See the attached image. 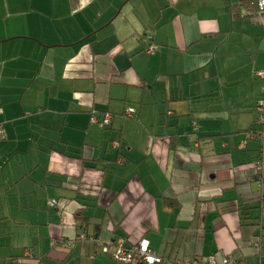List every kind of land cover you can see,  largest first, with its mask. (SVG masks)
Listing matches in <instances>:
<instances>
[{"label": "crops", "instance_id": "0c3cea01", "mask_svg": "<svg viewBox=\"0 0 264 264\" xmlns=\"http://www.w3.org/2000/svg\"><path fill=\"white\" fill-rule=\"evenodd\" d=\"M253 2L0 0V264H115L89 237L264 264L243 136L263 86Z\"/></svg>", "mask_w": 264, "mask_h": 264}, {"label": "built area", "instance_id": "2783aa9c", "mask_svg": "<svg viewBox=\"0 0 264 264\" xmlns=\"http://www.w3.org/2000/svg\"><path fill=\"white\" fill-rule=\"evenodd\" d=\"M255 9V13H264V0H254L252 3ZM146 42V47L144 53L146 55H152L157 46L153 43L152 36H146L144 39ZM256 76L264 80V70L258 71ZM264 91V89H262ZM255 112L257 113V123L262 126L263 130L260 132H254L252 129L247 130L244 133L246 139L248 138H260L264 139V96L260 99L255 107ZM134 114L132 109H129L125 112V116L131 118ZM112 115L109 113L102 114L101 117H98L95 112L90 115V122L102 128H108L111 125ZM1 133V125H0ZM113 148H119V144L113 142ZM122 160L118 161V164H121ZM251 170L256 178V181L259 186H262L261 177L264 174V141L262 143L261 154L256 162L251 165ZM51 205L54 202L50 203ZM84 238V236H83ZM89 241L92 244V253L91 258H94L99 255L106 256L110 258L114 263L120 264H239L236 262L234 255L219 253L214 256H209L203 259H187L184 261L171 262L164 257H162L157 252L153 251L149 247V243L146 240H141L135 246H126L124 239H115L112 242H103L98 238L89 237ZM56 242L52 241V246Z\"/></svg>", "mask_w": 264, "mask_h": 264}, {"label": "trees", "instance_id": "16d2710c", "mask_svg": "<svg viewBox=\"0 0 264 264\" xmlns=\"http://www.w3.org/2000/svg\"><path fill=\"white\" fill-rule=\"evenodd\" d=\"M262 80V79H261ZM263 81V85H264V80H262ZM262 89H264V86H262V88H261V96H260V98L259 99H257L256 101H255V103H254V107H255V105H256V103L260 100V99H262V97L264 96V91H262ZM95 112V111H94ZM126 112V111H125ZM254 112H255V110H254ZM93 113V112H92ZM92 113H90V115L92 114ZM96 113V112H95ZM102 114H104V113H102ZM110 114V113H109ZM255 125H256V127L255 128H248V129H246L244 132H243V136H244V133L247 131V130H249V129H252L254 132H260V131H262L263 129V127L262 126H260V124L259 123H257V113L255 112ZM89 124H91V125H95V124H92L91 122H90V116H89ZM109 128V127H108ZM104 129H107V128H104ZM198 130H199V127L196 125V124H192V130H191V133H187V132H185V133H183V137H186V138H191L192 139V145L193 146H195V148L197 147L198 148V144H197V138H196V133L198 132ZM244 141L245 142H255V143H257L258 145H257V154H256V157H255V159L252 161V162H250L249 163V170L251 171V177H250V179H251V181H252V183H254V184H256V186L258 187V189H259V193H258V196H259V199H260V202L261 201H263L264 200V174L262 175V177H261V180H262V186H259L258 185V183H257V181H256V178L254 177V175H253V173H252V170H251V165L254 163V162H256L257 160H258V158H259V156H260V154H261V150H262V143H263V141H264V139L263 140H261L260 138H257V137H254V138H248V139H246L245 138V136H244ZM115 143H117V144H119L118 142H116V141H114ZM111 149L113 150V151H117L118 149L117 148H113V141L111 142ZM68 150V152H69V154H70V156H68L69 158H73V159H77V160H82V157L80 156V153H81V151H80V148H76V149H74V148H68L67 149ZM81 180V178L79 179L78 178V180H76V186H80L81 184H82V181H80ZM52 202H54V201H52ZM51 203V202H50ZM49 203V205L50 206H54L56 203L54 202V204L53 205H51ZM254 227H255V231L257 232V236H256V248H258L259 249V251L263 248V245H264V241H263V239H264V232L262 233V229H264V228H262V226H261V224H260V222L259 223H257V224H254L253 225ZM113 240H111V241H107V242H112ZM124 242H125V245L126 246H129V245H127V243H126V241L124 240ZM92 245V244H91ZM135 246V245H134ZM150 247V246H149ZM151 249V248H150ZM219 254V253H218ZM103 256V255H102ZM162 256V255H161ZM210 256H214V255H210ZM104 257H106V256H104ZM163 257V256H162ZM209 257V256H208ZM95 258V257H94ZM203 258H206V257H197V258H192V259H203ZM234 258H235V260H236V262L237 263H239V264H242L241 263V261L239 260V259H237L235 256H234ZM110 259V258H109ZM111 260V259H110ZM168 260V259H167ZM112 261V260H111ZM170 261V260H169ZM171 262H175V261H171ZM178 262V261H177ZM115 264H120V263H115Z\"/></svg>", "mask_w": 264, "mask_h": 264}, {"label": "rangeland", "instance_id": "374dc122", "mask_svg": "<svg viewBox=\"0 0 264 264\" xmlns=\"http://www.w3.org/2000/svg\"><path fill=\"white\" fill-rule=\"evenodd\" d=\"M263 86H264V85H263ZM255 145H258V144H257V143H255ZM108 149H109V151H112V150H111V143H110V145H109Z\"/></svg>", "mask_w": 264, "mask_h": 264}]
</instances>
